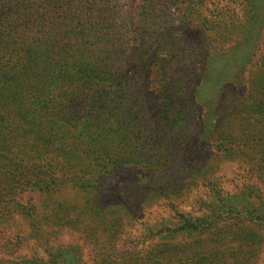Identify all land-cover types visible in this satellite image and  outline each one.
<instances>
[{
  "label": "rangeland",
  "instance_id": "1",
  "mask_svg": "<svg viewBox=\"0 0 264 264\" xmlns=\"http://www.w3.org/2000/svg\"><path fill=\"white\" fill-rule=\"evenodd\" d=\"M66 1L124 87L15 93L47 145L98 151L25 157L59 187L2 193L0 264H264V0Z\"/></svg>",
  "mask_w": 264,
  "mask_h": 264
},
{
  "label": "trees",
  "instance_id": "2",
  "mask_svg": "<svg viewBox=\"0 0 264 264\" xmlns=\"http://www.w3.org/2000/svg\"><path fill=\"white\" fill-rule=\"evenodd\" d=\"M73 8L66 0H0V198L4 191L12 188L16 179L22 178L25 181L21 182L22 185L39 190L56 184L54 171H43V167L35 162L25 164V157L32 155L33 151L40 156L54 152L57 158L71 151L93 156L98 151L97 140L93 138L81 141L80 146L47 145L46 132L30 118L28 108L15 93L30 90L46 105L43 98L48 93L54 91L58 95L77 88L90 96L89 100L97 99L105 106L106 97L116 87H124L122 82L117 83L120 78L112 72L109 57L91 59L89 54L95 51L93 45L70 43L71 38L79 40L91 37L92 33L89 27H85L90 26L89 21L80 18ZM253 17L252 13L251 22L259 18ZM263 31L258 32V39ZM159 84L163 83L159 81ZM181 97L178 94L176 99ZM104 109L98 113L105 115L107 109ZM57 186L49 188L48 192L55 191ZM169 191L176 193L175 190ZM181 217L191 230L211 229V222L206 219L193 221L183 214Z\"/></svg>",
  "mask_w": 264,
  "mask_h": 264
}]
</instances>
